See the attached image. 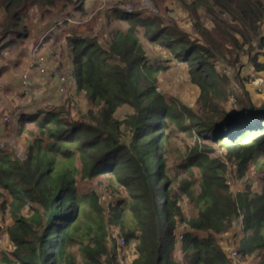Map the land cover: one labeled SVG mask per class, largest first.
<instances>
[{
    "label": "trees",
    "instance_id": "obj_1",
    "mask_svg": "<svg viewBox=\"0 0 264 264\" xmlns=\"http://www.w3.org/2000/svg\"><path fill=\"white\" fill-rule=\"evenodd\" d=\"M150 1L157 13L147 17L115 6L94 37L72 33L63 45L62 32L49 35L72 85L64 103L47 107L42 99L17 114L23 160L0 151L13 258L4 253L5 264H118L122 235L134 249L127 264H229L220 245L229 232L239 235L235 253L264 264V96L254 104L242 73L248 67L255 87L264 84V0H173L184 13L179 22L172 9L159 11L166 0ZM86 2L0 0V63L23 48L36 15L51 22L70 7L84 16ZM146 47L169 57H147ZM173 63L197 89L191 104L157 90ZM4 70L2 79L10 78ZM228 73L242 89L232 100ZM37 80L41 92L46 81ZM16 100L6 101L10 112ZM171 138L180 157L173 175L165 154ZM214 145L224 148L223 159L212 156ZM81 180L112 189L101 190L111 196L110 225L97 193L77 187ZM73 244L82 246V261L68 253Z\"/></svg>",
    "mask_w": 264,
    "mask_h": 264
},
{
    "label": "rangeland",
    "instance_id": "obj_2",
    "mask_svg": "<svg viewBox=\"0 0 264 264\" xmlns=\"http://www.w3.org/2000/svg\"><path fill=\"white\" fill-rule=\"evenodd\" d=\"M129 1L135 4L134 5L129 4L127 7H122L123 9L124 8H126V10L133 9V11L136 12L141 11L143 17H147L148 15L157 13L155 7L153 6V3L150 0H121L122 3H129ZM168 1L171 2L173 0L171 1L166 0L164 4L162 2H161L162 4L159 3L160 5L159 11L163 12V10H165V7H168V5L169 8L175 6V3L170 4ZM130 5L137 6L139 8H137L138 10H136L135 7H131ZM89 10L91 9L89 8ZM172 10L174 11V13H172V16L178 22L182 21L180 16L181 17L184 16V13L181 12L182 11L181 8L176 9V7H174V9ZM67 12L71 14V18L70 17L68 18V20L66 21L67 24L65 25L63 24L62 21L67 19L65 14ZM106 16L108 17V15ZM35 17L36 18L32 19L30 23V25L33 26L30 32L29 39L25 42L23 48L15 56L14 54L3 55V58L1 59L3 61L2 63H0V68L4 66L5 73L9 71L11 72L10 78L4 77L2 79L1 77L2 75L0 76V151L1 150L9 151L13 159H19V160H23L25 156L27 141H26L25 132L17 128V120H16L17 114L20 112L21 109H24L23 106L25 105L28 106L30 105L31 107H33L34 105L37 106L42 99H43L42 105L47 107H51L52 105L59 104L62 102L64 103L66 96L64 93L68 94V90L71 89L70 87L72 85L71 75L67 70V68L65 67V65L59 64L58 57L54 52L55 47L51 44V41L48 40V37H50L49 35L51 33L55 34L56 31L62 32L63 35L61 34L62 35L61 44L64 45L66 42V39H64L65 36L67 37L72 33L75 34L76 36H82L83 32H81L82 31L81 28L82 26H84V24L86 25V28H83L85 33L88 34V36L94 37L105 30L104 28L105 22H107L108 20L106 18L107 20L103 21V24H101L102 30L98 32L100 28L95 29V27H97L96 24L95 26L90 27L91 19L88 20L89 16L87 15V13H85L84 16H82L77 12L72 11L70 7L67 8L66 11H64L63 13L60 12L57 13V11H55L51 16L52 18H50L52 19V23H49L51 24V26H49L47 29L45 27L46 23H48L47 18L43 19V21L41 22L40 20H42V18H40V16L36 15ZM59 19L60 22L58 21ZM202 21L205 22V19L202 18ZM56 22L59 27L57 26ZM58 22L60 23V25ZM187 26L188 25L186 24L181 25L182 30H184L185 33H188L189 37L191 38L193 37L192 36L193 32ZM111 28H117V26L116 27L111 26L109 28L110 30L108 29L104 32L106 38L110 36ZM138 36L141 37V34ZM57 44L58 46L60 45L59 43ZM58 46H56L57 49L60 48ZM146 51H147V57H151V58L162 57L160 60H165L168 59L169 57L165 51L156 52L150 47H146ZM43 55L47 56L46 58L47 60H45L46 62L40 61L41 58L40 56ZM63 56H65L64 52H62L61 60H63V62L65 63L66 59ZM245 64L247 65V63ZM41 67L47 68L49 70L59 68L60 70L67 73L69 81L64 85L63 88L64 92H59V90L57 92L58 87L56 86L57 87L56 89V87L50 84L48 80L45 82L47 86L40 92L41 88H39L37 85H34L36 80L34 79L33 75L36 73L40 74L37 82H41V79L43 77L46 79L53 78L56 80V83L59 86L58 80L54 76L46 77L42 73H40ZM176 67L178 68L175 70ZM181 67L184 68V66L179 63L175 66L173 65L172 69L170 68L168 70L167 75L164 76L163 79H161V81L159 82L157 86V90L161 91L163 94L175 100H178L186 104H191L194 102L197 96V89L191 87L188 83H186L184 69ZM180 68H181V73L180 74L176 73ZM220 69L221 71H223L221 67ZM242 73L243 74L246 73V75H249V77L243 75V80H244L243 85L251 89L252 94H254L253 102L254 104L258 105L260 103V98L264 96V92L261 93L262 91H264V88H259L258 90V88L255 87L254 79L256 78V74L253 73L248 67H244L242 69ZM228 74H229L228 76L230 77L229 91L232 97L230 100H232L233 96L239 95L242 89L240 88L241 86L240 84L234 82V78L232 76L234 75V73H228ZM244 77H246L247 79H245ZM22 87L26 88L25 89L26 98L25 96H22V100H21L18 98L17 95L23 89ZM13 95L17 98V100L15 102H12L13 105L12 107H14V109L12 110V112H10L11 110L9 111V109L7 108L8 104L6 103V101L11 99ZM29 126H25L26 129ZM193 140H194V136L192 137V139H189L187 143L190 144L193 142ZM169 141H171L172 143L170 145H166V152H165L167 158L166 167L170 175H173L174 172L176 173L178 172L174 169V166L178 164L180 157L177 155H173L174 148L177 145L176 140L171 138L169 139ZM159 149L160 148H156V153L159 152ZM212 156H218L223 159L225 156L224 148H219L217 145H214V151L212 152ZM254 178H256V175H254ZM230 183L232 189L238 187L236 186L238 184H236L235 181L234 182L232 181ZM76 185L79 188L93 190L97 193V195L99 196L100 203L104 209L105 221L106 222L108 221L107 224H109V208L107 202L108 200L111 199L110 198L111 196L109 195V192L106 193L101 190L107 189L108 191H112V189L99 187V185L95 181H89V180L77 181ZM173 185L176 186V183ZM253 185L255 187L256 186L258 187L257 181H255ZM113 194L116 195V193L114 192ZM121 195L123 196V198H126V196L123 193ZM119 198L120 196H118L117 194L115 199H119ZM4 200L5 201L7 200V202L9 201L8 195L5 191L0 189V264H5V261L2 258L4 253H6L8 257L13 261L11 254V247L7 239V232H6L7 227L11 224V219L6 210H4V213L1 212L2 210L1 203ZM124 215H127L126 212ZM114 230L115 229L112 228V230L110 231L109 228V231L112 232V236L115 237L116 231ZM122 236L124 237V235ZM123 237L120 238L124 239ZM120 238L119 237L117 238L116 245H118V239ZM238 240H239V235L238 233H234V232H229L225 236H222L221 238L220 245L223 251L227 254V256H229L228 257L230 259L229 264H247V263L256 264L257 263L256 257L254 256L249 257L246 263L245 259L240 257L239 254L235 253L236 250L235 243H237ZM81 248L82 246H80V244H73L72 246L68 247V253L71 254L76 260L82 261L83 258H82ZM117 249L119 253L117 257L118 264H127L129 261H131V259H133L134 249L132 247V242H128L127 240L125 242L124 240V245L122 247L118 245Z\"/></svg>",
    "mask_w": 264,
    "mask_h": 264
},
{
    "label": "crops",
    "instance_id": "obj_3",
    "mask_svg": "<svg viewBox=\"0 0 264 264\" xmlns=\"http://www.w3.org/2000/svg\"><path fill=\"white\" fill-rule=\"evenodd\" d=\"M87 2H86V5H85V10H86V13H87V15L89 16V18H88V20H90V27H93V26H95V24H96V26L97 27H95V29H99L98 30V32L100 31V30H102V28H101V24H103V21H106L107 19V22H105V29H107V27H108V24H110L111 23V18H110V15L113 13V8L116 6V7H120V8H122V7H127L129 4H131V5H134L135 3H133V2H130L129 1V3H122L121 2V0H86ZM171 1V0H170ZM169 2V1H168ZM170 4L172 3V1L171 2H169ZM125 4V5H124ZM136 4H138V3H136ZM130 5V6H131ZM171 6H173V5H171ZM131 7H135L136 8V10H138L137 8H139V7H137V6H131ZM88 8V9H87ZM89 8L91 9V10H89ZM124 9H126V8H124ZM168 9H169V5H168ZM170 9H174V6L173 7H170ZM132 11H133V9H131ZM106 15H108V17L106 16ZM107 18V19H106ZM49 23H52V21L51 22H48V23H46V29L49 27V26H51V24H49ZM112 25V24H111ZM83 28H86V25L84 24V26H82V28H81V32H83V34H82V37H92V36H88V34H86L85 33V31L83 30ZM263 29H264V26H263ZM97 32V33H98ZM66 37V36H65ZM65 37H64V39H65ZM41 58H40V61L41 62H46L45 60H47L46 58H47V56H45V55H43V56H40ZM172 65V67H173V65L175 66V65H177V64H175V63H173V64H171ZM46 67V66H45ZM172 67H171V69H172ZM178 67H176L175 68V70L177 69ZM181 68H183V67H181ZM181 68L176 72V73H181ZM34 76V79L35 80H37L38 79V77L40 76V74H34L33 75ZM43 77V76H42ZM49 81L50 82V84H52L54 87H56L57 86V83H56V80L55 79H53V78H42V80L41 81ZM52 81H53V83H52ZM47 85L46 84H44V88L46 87ZM251 94H252V92H251ZM253 96H254V94H252Z\"/></svg>",
    "mask_w": 264,
    "mask_h": 264
},
{
    "label": "built area",
    "instance_id": "obj_4",
    "mask_svg": "<svg viewBox=\"0 0 264 264\" xmlns=\"http://www.w3.org/2000/svg\"><path fill=\"white\" fill-rule=\"evenodd\" d=\"M44 76H54L57 80H58V83H59V86H58V90L59 92H64V85L66 84L67 80H68V75L67 73H65L64 71L60 70L59 68H56V69H53V70H49L47 68H43L41 67V72ZM263 81H260L258 83V90L259 88H262L263 87ZM118 245L119 246H123L124 245V239H118Z\"/></svg>",
    "mask_w": 264,
    "mask_h": 264
}]
</instances>
